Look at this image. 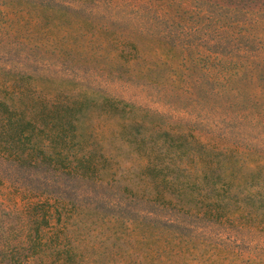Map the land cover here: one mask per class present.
<instances>
[{"label":"rangeland","instance_id":"rangeland-1","mask_svg":"<svg viewBox=\"0 0 264 264\" xmlns=\"http://www.w3.org/2000/svg\"><path fill=\"white\" fill-rule=\"evenodd\" d=\"M0 264H264V0H0Z\"/></svg>","mask_w":264,"mask_h":264},{"label":"trees","instance_id":"trees-1","mask_svg":"<svg viewBox=\"0 0 264 264\" xmlns=\"http://www.w3.org/2000/svg\"><path fill=\"white\" fill-rule=\"evenodd\" d=\"M57 121H60V124L55 123L53 126V135L52 138H49L46 133L47 130L45 129V127L42 125V127L40 129H42L40 132H42V137L44 140V137L46 135V138L48 140V143L50 141H52L54 143V145H49L48 150H50V152H47L46 150H44L42 147L45 146L46 144H43V142H41V146L38 145V160L40 161V164H43L42 166H45L46 164L52 169V175H54L55 173H59L62 171H69L70 173H74L76 176L85 175V170H79L80 167H83L84 165V160H82L81 157H78L75 154L73 155V159L69 160V163H66L65 160L68 159V156L63 155L64 150H65V146L67 145H77L76 143V125L75 122H73L71 119H59ZM24 123L25 129L22 132V134L24 135V139L26 141V143H29L31 141V133H32V129L28 128V125H32V123H30V121L28 122H23ZM58 127V128H57ZM28 129V130H27ZM62 141L64 143V145L62 146V148H57L56 147V143L57 141ZM45 143V142H44ZM68 155V154H67ZM74 161V164L72 163ZM78 164L77 167H75ZM67 165V167L65 166ZM50 180H48L47 182H49Z\"/></svg>","mask_w":264,"mask_h":264}]
</instances>
